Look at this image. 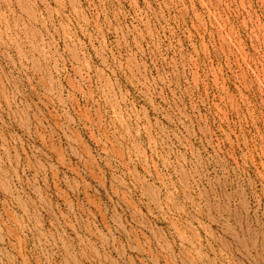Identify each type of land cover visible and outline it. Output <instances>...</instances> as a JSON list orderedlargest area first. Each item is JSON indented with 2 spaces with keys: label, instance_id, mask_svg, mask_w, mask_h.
Masks as SVG:
<instances>
[{
  "label": "rangeland",
  "instance_id": "obj_1",
  "mask_svg": "<svg viewBox=\"0 0 264 264\" xmlns=\"http://www.w3.org/2000/svg\"><path fill=\"white\" fill-rule=\"evenodd\" d=\"M0 264H264V0H0Z\"/></svg>",
  "mask_w": 264,
  "mask_h": 264
}]
</instances>
